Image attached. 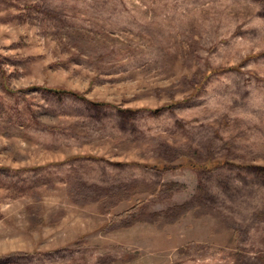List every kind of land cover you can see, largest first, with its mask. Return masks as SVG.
<instances>
[{
    "label": "rangeland",
    "instance_id": "rangeland-1",
    "mask_svg": "<svg viewBox=\"0 0 264 264\" xmlns=\"http://www.w3.org/2000/svg\"><path fill=\"white\" fill-rule=\"evenodd\" d=\"M0 264H264V0H0Z\"/></svg>",
    "mask_w": 264,
    "mask_h": 264
},
{
    "label": "trees",
    "instance_id": "trees-1",
    "mask_svg": "<svg viewBox=\"0 0 264 264\" xmlns=\"http://www.w3.org/2000/svg\"><path fill=\"white\" fill-rule=\"evenodd\" d=\"M53 89H51V91H52ZM54 91H58V90H56V89H54ZM220 162H217V164H219ZM217 164H214V162H210V164H208L209 166H211V167H213L214 165H217ZM150 167H152V168H157L158 170H164V169H166L168 166H166V165H162V164H159V165H151Z\"/></svg>",
    "mask_w": 264,
    "mask_h": 264
}]
</instances>
